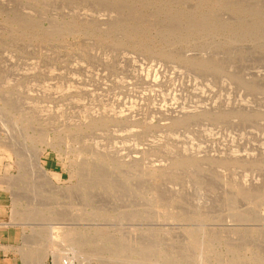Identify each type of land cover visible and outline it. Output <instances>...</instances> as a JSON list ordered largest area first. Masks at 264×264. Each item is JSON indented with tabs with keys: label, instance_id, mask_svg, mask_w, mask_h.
<instances>
[{
	"label": "rangeland",
	"instance_id": "1",
	"mask_svg": "<svg viewBox=\"0 0 264 264\" xmlns=\"http://www.w3.org/2000/svg\"><path fill=\"white\" fill-rule=\"evenodd\" d=\"M237 1L201 7L210 27L186 34L177 16H200L197 0H0V137L24 156L0 149V180H16L29 197L20 208L33 199L43 209L41 240L54 245L47 264H56L58 252L76 264H245L264 257V197L239 194L250 186L264 195V116L254 114L264 112V15L239 13L264 11V0ZM20 16L30 27L15 22ZM116 16L141 41L121 30L106 36L97 26ZM204 60L217 69L200 67ZM215 101L250 115L197 112ZM162 108L190 119L173 124ZM186 148L210 158L174 163ZM0 204L15 209L3 191ZM24 227L29 240L32 228ZM62 227L81 238L65 244L70 236ZM202 230L210 232L203 248L195 238Z\"/></svg>",
	"mask_w": 264,
	"mask_h": 264
},
{
	"label": "bare ground",
	"instance_id": "2",
	"mask_svg": "<svg viewBox=\"0 0 264 264\" xmlns=\"http://www.w3.org/2000/svg\"><path fill=\"white\" fill-rule=\"evenodd\" d=\"M113 1V0H112ZM162 1H168V0H162ZM177 1V0H176ZM187 1V0H186ZM198 2V11H200V16H198V15H196V13H197V11H195L192 15L190 14V15H187V14H185V15H179V16H177L180 20H179V24L177 25L178 26V28L180 29V31L181 30H183L185 27H187V29H186V34H191L192 32H199L201 29H202V27H206L207 25H208V21L205 19V18H203V15H204V12L203 11H201V7L203 8H205V7H208V6H212V9L213 8H216L217 6H216V4H220V1H224V0H197ZM231 1V0H230ZM237 1V0H236ZM239 1V0H238ZM237 1V2H238ZM243 1V0H242ZM245 1V0H244ZM255 1V0H254ZM262 1V0H261ZM104 2V1H103ZM106 2V1H105ZM239 2H241V1H239ZM257 2V1H256ZM111 4H112V2H110ZM150 3V2H149ZM227 3V2H226ZM230 3H232V2H230ZM233 3H235L236 4V2L235 1H233ZM253 3H255V2H253ZM151 4V3H150ZM228 4V3H227ZM239 4V3H238ZM102 5V4H101ZM113 5H114V3H113ZM126 5V4H125ZM130 5V4H129ZM240 5V4H239ZM247 5H249V4H247ZM251 5V4H250ZM249 5V7H252V6H250ZM128 6V5H127ZM194 6H196V5H194ZM200 6V7H199ZM245 6H246V4H245ZM104 7V6H103ZM243 7V6H242ZM262 7H264V6H262ZM108 8V7H107ZM190 8V7H189ZM17 10V9H16ZM130 10V9H129ZM133 10V9H132ZM136 11V10H135ZM135 11H133V12H135ZM10 12H12V11H10ZM14 13V12H13ZM21 13V12H20ZM139 13V12H138ZM140 13H141V11H140ZM239 13H243V14H245V15H247V17L248 16H250L249 14H253L254 16V19L256 20L257 18L256 17H259V16H262V15H264V11L263 10H261L259 7H256L255 9L254 8H252V9H247V8H243V10H241V9H239ZM8 14V13H7ZM24 14V13H23ZM132 14H134V13H132ZM109 15H111V14H109ZM108 15V16H109ZM222 15V14H221ZM14 16H17V15H14ZM23 16V15H22ZM76 16V15H75ZM107 16V17H108ZM124 16H125V14H124ZM129 16V15H128ZM133 16V15H132ZM219 16H220V14H219ZM77 17H78V15H77ZM110 17V16H109ZM126 17V16H125ZM136 17V16H135ZM176 17V18H177ZM207 17V16H206ZM74 18V17H73ZM81 18V17H80ZM88 18V17H87ZM127 18V17H126ZM131 18V17H130ZM130 18H128V19H130ZM177 18V19H178ZM19 19H21V16L18 18H14V20H15V22L16 23H20V26L22 25L23 26V28L25 27V28H28V27H30V25L26 22V21H28V20H19ZM25 19V18H24ZM78 19V18H77ZM76 19V20H77ZM82 19V18H81ZM83 19H85V18H83ZM132 19V18H131ZM130 19V20H131ZM190 19V20H189ZM232 19V18H231ZM235 19V18H234ZM245 19V18H244ZM102 20V19H101ZM125 19H123V16H116V17H113V18H111V20L110 21H106V20H102L103 22L99 25H97V26H99L100 28H105L104 30H103V33H105L106 34V36H110L111 37V35L112 34H114V33H116V32H118L119 30H121V31H124V35H131L132 37L130 38L131 40H133V41H135V42H139V41H141L139 38H136V32L135 31H131V30H133V28H124V25H125V21H124ZM236 20V19H235ZM238 20H241V19H238ZM82 21V20H81ZM248 21V20H247ZM65 22V21H64ZM137 22V21H136ZM29 23H30V21H29ZM33 23V22H32ZM59 23V22H58ZM93 23V22H92ZM207 23V24H206ZM218 23V22H217ZM127 24V23H126ZM129 24V23H128ZM135 24V23H134ZM37 25V24H36ZM139 25V24H138ZM220 25V24H219ZM21 26V27H22ZM35 26V25H34ZM126 26V25H125ZM135 26V25H134ZM133 26V27H134ZM151 26V25H150ZM209 26V25H208ZM14 27V26H13ZM38 27V26H37ZM40 27H42V25L40 26ZM39 27V28H40ZM54 27V26H53ZM52 27V28H53ZM57 27V26H56ZM60 27V26H59ZM58 27V28H59ZM65 27V26H64ZM155 27V26H154ZM210 27V26H209ZM212 27V26H211ZM219 27H221V28H223V29H226V30H230L229 28V25L227 24V25H225L224 23L222 24L221 23V25L219 26ZM35 28V27H34ZM81 28V27H80ZM43 29H44V27H43ZM47 29V28H46ZM48 29H50V28H48ZM74 29V28H73ZM247 29H249L248 27H247ZM51 30H53V29H51ZM11 31V30H10ZM15 31V30H14ZM44 31V30H43ZM60 31H61V29H60ZM66 31V30H65ZM174 31V30H173ZM187 31H190V32H187ZM39 32V31H38ZM45 32H48V31H45ZM44 32V33H45ZM50 34V33H49ZM181 34H182V32H181ZM145 35V34H144ZM183 35V34H182ZM239 35V34H238ZM143 36V35H142ZM187 36H189V35H187ZM117 37V36H116ZM208 37V36H207ZM213 37V36H212ZM232 37V36H231ZM259 37H261V36H259ZM201 39V38H200ZM231 40H232V38H231ZM221 41V40H220ZM224 43V42H223ZM233 43H235V42H233ZM175 45V44H174ZM179 46V45H178ZM191 53V52H190ZM210 53V52H209ZM180 54V53H179ZM207 54V53H206ZM205 54V55H206ZM211 54V53H210ZM214 54V53H213ZM211 56V55H210ZM217 56V55H216ZM193 57V56H192ZM218 57V56H217ZM234 57V56H233ZM196 58V57H195ZM202 58H203V56H202ZM205 58H206V56H205ZM209 58V57H208ZM211 58V57H210ZM221 59V58H220ZM187 61H189V62H191V61H193V60H189V59H187ZM199 63V66L200 67H203V68H208V69H217V68H215L216 67V62L214 61V60H211V61H209V60H204L203 62H198ZM243 83V82H242ZM204 97V96H203ZM205 98V97H204ZM207 98V97H206ZM208 99V98H207ZM230 100V99H229ZM232 101V100H231ZM205 102V101H204ZM207 103V102H206ZM213 103V102H212ZM211 103V105H213ZM215 103H218V101H215L214 102V104ZM230 103V102H229ZM236 103V102H235ZM210 104V103H209ZM219 104V103H218ZM225 104V103H224ZM204 104H202V106H200V107H204L203 106ZM211 105H209V109H207L206 107H207V105H206V109L204 108L203 110H200V109H202V108H196L197 109V112L198 113H200V115H208V116H210V117H226V116H230V115H232V116H240V115H242V116H248V115H250L248 112H245V111H240L239 109H236L235 107L236 106H234L233 108H235V109H229V108H232V107H229V108H225V107H223L224 105H222V107H220V106H218V105H216V106H214V108L213 107H210ZM226 105V104H225ZM228 105V104H227ZM236 105V104H235ZM239 105V104H238ZM168 106V105H167ZM229 106H230V104H229ZM220 107V108H219ZM227 107V106H226ZM246 107V106H245ZM94 108V107H93ZM159 108H161V107H159ZM165 108H166V106H165ZM211 108V109H210ZM222 108V109H221ZM223 108H225V109H223ZM238 108V107H237ZM239 108H241V107H239ZM92 109V108H91ZM95 109V108H94ZM93 109V110H94ZM97 109V108H96ZM163 109V108H162ZM166 109H168V108H166ZM166 109H163L164 111L166 110ZM170 109V108H169ZM174 109V108H173ZM172 109V110H173ZM195 109V108H194ZM194 109H193V111H194ZM250 108H247L246 110H249ZM253 109H255V108H253ZM257 109V108H256ZM86 110H88V107H87V109ZM90 110V109H89ZM88 110V111H89ZM187 110V109H186ZM192 110V109H191ZM198 110H200V111H198ZM261 110H262V108H261ZM83 111H85V109L83 110ZM96 111V110H95ZM161 111V110H160ZM89 112H92L91 110L89 111ZM133 112H135V111H133ZM169 112V111H168ZM168 112H166L165 111V115H166V113H168ZM254 112V111H253ZM83 113H85V112H83ZM92 113H94V112H92ZM92 113H91V115H92ZM106 113V112H105ZM162 113V112H161ZM189 113V112H188ZM188 113H186L185 114V112H183V113H181L180 115H179V117H177V118H174L175 116H172L173 115V111L171 112V113H168V115H167V117L168 116H172V123L173 124H176V125H178V124H183V123H186L189 119H190V116L188 115ZM190 113H191V111H190ZM192 113H195V112H192ZM198 113H196V115L198 114ZM86 114V113H85ZM90 114V113H89ZM100 114V113H99ZM98 114V115H99ZM101 114H103V113H101ZM108 114V113H107ZM118 114V113H117ZM158 114V113H157ZM256 116H259V117H261V116H264V112H262V111H256L255 113H254ZM87 115H88V112H87ZM87 115H85V120H89V119H87ZM163 115V114H162ZM165 115H163V116H165ZM90 116V115H89ZM101 116V115H100ZM106 116V115H105ZM118 116H119V114H118ZM84 117V116H83ZM104 117V116H103ZM107 117V116H106ZM209 117V118H210ZM90 118V117H89ZM215 120V119H214ZM83 122V121H82ZM88 123H91V120H89L88 121ZM95 123H93V125H94ZM232 140V139H231ZM45 141V140H44ZM224 141H225V139H224ZM47 142V141H46ZM223 142V141H222ZM236 142V141H235ZM242 142V141H241ZM245 142V141H244ZM49 143V141L47 142V144ZM224 143V142H223ZM200 144V143H199ZM205 144V143H204ZM208 144V143H207ZM225 144V143H224ZM229 144H232V143H229ZM235 144V143H234ZM236 145V144H235ZM241 145V144H240ZM205 146V145H204ZM224 146V145H223ZM247 146V145H246ZM187 147H188V145H187ZM196 147V146H195ZM188 148H190V147H188ZM192 148V147H191ZM194 148V147H193ZM196 148H198V147H196ZM201 148V147H200ZM200 148H198L199 150H200ZM209 148V147H208ZM214 148H216V146L214 147ZM223 148V147H222ZM232 149H233V147H231ZM242 148V147H241ZM248 148V147H247ZM0 149H1V152H2V154H7V155H10V156H12V154H16L15 156H18L19 158L21 157V158H23L24 156H23V152L20 150V149H17L16 147H14V145L12 146V144H10L7 140H5L4 138H2V137H0ZM185 149V148H184ZM204 149H206V147L204 148ZM204 149H203V151H204ZM210 149H213V148H210ZM219 149V148H218ZM224 149V148H223ZM194 149H191L190 151L191 152H188L187 151V148H186V150H184L183 152H184V154L183 153H181L182 155H179V157L181 158V160H176L175 161V159H173L174 160V163H178V162H181V164L182 165H185V164H188V165H195L196 164V160H199V159H201V160H204L205 158H210V156L209 155H206V157H203V156H201L199 153H197V152H199V150L196 152H192ZM196 150V149H195ZM209 150V149H208ZM207 149H206V151H208ZM214 150V149H213ZM237 150V149H236ZM236 150H234V151H236ZM217 151V150H216ZM230 151V150H229ZM228 151V153H230ZM233 151V150H232ZM239 151H241V150H239ZM243 151V150H242ZM242 151H241V154H239V152L238 151H236L234 154H236V153H238V155L240 156V155H242V156H244L243 154H245V153H242ZM248 151V150H247ZM247 151H246V153H247ZM250 151V150H249ZM248 151V152H249ZM202 152V151H201ZM200 152V153H201ZM213 152V151H212ZM214 152H215V150H214ZM213 152V153H214ZM243 152H245V151H243ZM207 153V152H206ZM211 153V152H210ZM216 153V152H215ZM228 153L226 154V157L227 156H229L228 155ZM202 154H204V152L202 153ZM220 154V153H219ZM222 154V153H221ZM224 154V153H223ZM210 155H212V154H210ZM216 155V154H215ZM231 155H232V153H231ZM237 155V154H236ZM237 155V156H238ZM234 155H232V157H233ZM245 156H249V154H246ZM17 157V158H18ZM221 157V156H220ZM252 157V156H251ZM253 158H255V157H253ZM220 160H221V158H219ZM225 159V160H224ZM224 159H222L221 160V163H223V164H227V163H231L233 160H231V159H226V158H224ZM256 159V158H255ZM259 159V158H258ZM248 161L251 163L250 165H253V164H255V163H257L256 162V160H254V159H252V158H248ZM23 162V161H22ZM21 162V164H22V166H25V165H23V163ZM233 163H237V162H233ZM36 167H37V169L38 170H40L44 175H46L47 176V170H46V168L45 167H43V165L40 163V161L38 160L37 161V164H36ZM21 169H22V167H21ZM24 171V170H23ZM21 172H22V170H21ZM25 172H28V171H25ZM152 173V172H151ZM28 174V173H27ZM26 174V175H27ZM99 174H101V173H99ZM153 174V173H152ZM151 174V175H152ZM104 175V174H103ZM102 175V176H103ZM108 175V174H107ZM106 180H111L110 178L108 179V178H106V176H103ZM108 177V176H107ZM21 182V181H20ZM245 184V183H244ZM42 185V184H41ZM41 185H39V186H41ZM110 185V184H109ZM16 187H19L18 186V182L16 181V180H12L11 178L10 179H8V180H6V181H1L0 180V194H1V192L3 191V192H6V193H8V194H10L12 197H13V208H15L14 210H12V212H13V215H12V220H11V222H13V223H16V224H20V225H22V226H31V228H32V234H31V236H30V238H29V240L28 239H26L27 240V242L25 243L26 244V247H27V249H28V252H29V254H30V256H34L33 257V264H45V261H46V259H47V255H48V252L50 253V251L52 252V250L54 249L53 248V242L50 240V241H48V243L45 245L44 244V240H41V237H43V230H41L40 229V223L38 224V221H40V220H42L43 219V212L44 211H42L43 209H40L39 208V206L37 205L38 204V202H37V200L35 201V200H33V199H29V200H27V205H25V208L23 209V208H20V206H21V201L24 199V198H27L28 196H26L24 193H20V192H18L17 190H16ZM250 187V186H249ZM249 187H247V186H244V189L242 190V191H239V194L241 195V196H244V197H246V198H252V196H254V197H257L259 200H261L263 197H264V195H260L261 193H259L258 194V192L256 191V189H249ZM39 188H41V187H39ZM114 188V187H113ZM156 189V188H155ZM22 190V189H21ZM261 190V189H260ZM260 190H259V192H260ZM43 191V190H42ZM160 191V190H159ZM41 192V191H40ZM159 193V192H158ZM158 193H157V195H158ZM153 194V193H152ZM161 193H159V195H160ZM29 198V197H28ZM27 198V199H28ZM154 198L156 199L157 198V196L155 197L154 196ZM153 198V199H154ZM160 198V196H158V199ZM162 198V197H161ZM155 199H154V201H155ZM230 199V198H229ZM160 200V199H159ZM162 200V199H161ZM172 200V199H171ZM264 200V199H263ZM24 201H25V199H24ZM153 201V200H152ZM164 201H165V199H164ZM168 201L170 202V200H169V198H168ZM167 200H166V204L164 203V202H161L162 204H164V205H170L171 204V202H170V204H168L169 202H168ZM177 202L179 201V200H176ZM157 202H158V200H157ZM168 202V203H167ZM177 202H175V204L177 203ZM264 202V201H263ZM158 204V203H157ZM173 204V203H172ZM171 204V205H172ZM12 205V204H11ZM0 206H1V204H0ZM173 206V205H172ZM168 208V207H167ZM80 209V208H79ZM242 219V218H241ZM257 220V219H256ZM3 221V220H2ZM1 223V222H0ZM9 223V222H8ZM2 224V223H1ZM4 224V226H5V224H7V223H3ZM51 228H49V230H50ZM48 230V229H47ZM61 234H63L64 236H70V238L68 239V240H65V244H68L69 242H75L76 240L75 239H79V238H81L78 234H76V231H75V229H73V228H66V227H62L61 229ZM203 231V230H202ZM50 238H48V239H51L52 238V236H53V229H51L50 230ZM210 234V232L208 233V232H206V230H204L201 234H199L200 236H195V238H196V240L198 241V243H200V245H199V247H202L203 248V246L204 245H207V239H208V235ZM212 234V233H211ZM229 234H231V233H229ZM192 237H193V235H192ZM231 237V236H230ZM234 237V236H233ZM241 237H243V236H241ZM24 238V237H23ZM44 239H47V238H44ZM232 239H234V238H232ZM246 241H247V239H246ZM83 243V242H82ZM81 243V244H82ZM243 243H244V241H243ZM73 244H75V243H73ZM146 244L147 243H145V246H146ZM153 244V243H152ZM250 244V243H249ZM79 245V244H78ZM141 245H143V243L141 244ZM149 245H151V244H149ZM149 245H148V247H149ZM160 246V245H159ZM238 246V245H237ZM257 246V245H256ZM117 247H118V245H117ZM142 247H144V246H142ZM148 247H147V249H148ZM233 248V250H238L239 249V247H235V246H233L232 247ZM113 249V248H112ZM144 249V248H143ZM146 249V248H145ZM110 250V249H109ZM118 250V249H117ZM133 250H135V249H133ZM71 251V250H70ZM106 251H107V249H106ZM125 251H126V249H125ZM242 251V250H241ZM262 251V250H261ZM84 252V251H83ZM86 252H88V250L86 251ZM108 252V251H107ZM113 252V251H112ZM117 252H119V251H117ZM124 252V251H123ZM238 252V251H237ZM253 252V251H252ZM264 252V251H263ZM88 253H92V252H88ZM254 253V252H253ZM94 254H96V253H94ZM113 254V256L115 257V256H117L116 254L114 255V253H112ZM118 255H119V253H117ZM166 254V253H165ZM255 254H257V253H255ZM77 255V254H76ZM75 255V256H76ZM98 255V254H97ZM258 255V257H260L261 255L260 254H257ZM260 255V256H259ZM73 256V255H72ZM78 256V255H77ZM64 257H66L64 254H62V252H58L56 255H55V258H56V264H76L75 263V261L74 260H72V261H70V259H69V261L68 260H65L66 258H64ZM121 257V256H120ZM69 258V257H68ZM73 258V257H72ZM253 256L250 258V260H251V262H248V263H246V262H244L245 264H253V262L252 261H262V262H264V257H260V258H256V257H254L253 259ZM89 260V259H88ZM243 263V262H242ZM259 263V262H258ZM199 264H208L207 263V260H205V259H203V258H200L199 259Z\"/></svg>",
	"mask_w": 264,
	"mask_h": 264
},
{
	"label": "crops",
	"instance_id": "3",
	"mask_svg": "<svg viewBox=\"0 0 264 264\" xmlns=\"http://www.w3.org/2000/svg\"><path fill=\"white\" fill-rule=\"evenodd\" d=\"M12 215V208L0 206V264H33L34 256L25 244V227L11 222Z\"/></svg>",
	"mask_w": 264,
	"mask_h": 264
}]
</instances>
